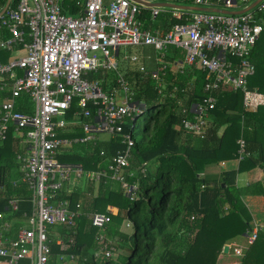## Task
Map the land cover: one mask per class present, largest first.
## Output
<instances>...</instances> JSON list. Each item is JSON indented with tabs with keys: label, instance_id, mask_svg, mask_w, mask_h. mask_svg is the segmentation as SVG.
Listing matches in <instances>:
<instances>
[{
	"label": "built area",
	"instance_id": "1",
	"mask_svg": "<svg viewBox=\"0 0 264 264\" xmlns=\"http://www.w3.org/2000/svg\"><path fill=\"white\" fill-rule=\"evenodd\" d=\"M6 1L0 0V11ZM248 1L217 0L231 11L247 7L251 3ZM193 5L202 8L172 9V16L183 17L184 21L161 33L145 28L139 16L149 10L150 18L155 19L162 7L136 0L9 1L0 14V24L8 30L9 37L0 39V47L21 45L25 54L8 62L0 61V94L9 92L0 102V140L7 139L10 133L22 145L17 158L21 162V180L32 192V209L23 213V222L14 233L12 220L1 223L0 264H17L21 259H27L29 264H75L76 256L67 251L73 244V236L64 238L65 235L56 232L52 238L50 232H55L52 228L59 225L66 229L73 227L80 205L70 207L68 200H57V193L66 186L70 191L78 180L98 182L108 173L128 191L134 188L125 179L126 173L131 174L128 169L134 140L131 134L123 132V126L141 111V106L132 98L129 82L118 71L116 58L120 47L151 46L156 50L155 60L161 67L150 74L155 80L166 68L164 56L170 47L184 51L183 60L177 62L180 71L195 67L207 73L208 79L203 84L207 96L192 102L188 110L183 109L191 115L180 122L188 134L204 137L209 111L219 90L241 92L245 110L254 111L263 104L260 92L248 89V79L255 71L249 56L264 28V18L259 16L264 12V1L239 14L212 11L210 0H193ZM124 59L138 60L135 55H124ZM100 70L116 74L112 90L104 89V78L91 77ZM105 81L110 83L113 79ZM120 92L123 99L117 101L116 94ZM23 94L30 99L31 111L16 108V100ZM74 102L78 107L75 117H91V121L82 123V136H61L58 131L75 122L66 119ZM99 133L120 136L126 144L123 151L111 156L106 169H87L80 163L59 159L74 143L95 144ZM237 143L240 160L246 155L245 141L240 137ZM100 155H104L103 150ZM8 204L10 212L18 209V199H10ZM114 210L107 206L106 212H93L89 216L91 224L103 227ZM2 217L4 214L0 213ZM257 231L255 225L247 234L248 244L255 240ZM95 239L110 257L113 247H107L103 234L97 233ZM52 240L60 246L54 257ZM244 249L235 246L233 253L241 257Z\"/></svg>",
	"mask_w": 264,
	"mask_h": 264
},
{
	"label": "trees",
	"instance_id": "2",
	"mask_svg": "<svg viewBox=\"0 0 264 264\" xmlns=\"http://www.w3.org/2000/svg\"><path fill=\"white\" fill-rule=\"evenodd\" d=\"M175 2L193 4V0ZM171 11L170 8L161 11L152 19L149 10H144L139 17L150 30L165 27L168 22L172 25L184 21L183 17H173ZM259 15L264 18V12ZM0 56L5 60L4 50L0 49ZM183 58L184 51L174 47L168 48L164 56L171 61ZM249 58L255 71L248 79V89L264 97V28ZM187 71L167 69L161 77L165 83L162 89L150 77L143 80L138 70L123 73L132 85L134 101L141 106V111L134 113L133 119L123 126V132L131 134L134 140L128 169L131 174H125L127 183L134 188L128 191L108 173L98 182L83 180L70 192L57 193V200H68L70 207L80 205L73 227L52 228L65 235L64 238L73 236V244L67 251L76 256L79 264H218L223 246L252 229L251 213L241 197L264 195V188L260 182L243 187H238L236 182L240 172L255 167L264 169V102L254 111L245 110L241 92L219 90L215 105L209 111L204 137L188 134L180 122L184 116L191 115L183 109L188 110L192 102L207 96L203 84L208 78L204 71ZM99 76V72L91 75L92 78ZM101 78H104V89L110 91L115 79L108 83L107 74ZM189 81L194 87L184 91ZM16 108L30 111L26 94L18 98ZM75 111L78 107L74 102L67 117ZM142 115L148 118L141 125ZM62 132L60 135L67 137L83 134L78 124L71 132ZM240 137L245 141L246 155L239 160L237 140ZM95 142L74 143L59 159L80 163L87 169H106L111 156L126 148L120 136L99 137ZM100 150L104 155H100ZM20 152L12 138L0 141V213L4 214L0 225L17 218L18 222L12 224L13 233L24 211L32 209L31 190L20 181L21 162L17 158ZM224 160H237V167L217 174L207 172L209 166ZM150 164L153 169L149 168ZM10 199H18V209L5 215L10 212ZM107 206L115 208L110 221L101 228L93 226L89 216L93 212H106ZM123 224L131 226V233L122 228ZM97 233L103 234L107 247H113L110 257L95 239ZM55 236L53 232L50 234L52 238ZM51 246L54 257L60 246L54 240ZM17 264H29V261L21 259ZM240 264H264V228L258 229L255 240L244 249Z\"/></svg>",
	"mask_w": 264,
	"mask_h": 264
},
{
	"label": "crops",
	"instance_id": "3",
	"mask_svg": "<svg viewBox=\"0 0 264 264\" xmlns=\"http://www.w3.org/2000/svg\"><path fill=\"white\" fill-rule=\"evenodd\" d=\"M256 0H249L248 2H251L250 5H252ZM261 1V0H260ZM264 1V0H262ZM210 2L212 3L211 7H209L210 9L211 8H219V9H224V10H228V9H225L223 8L218 2L217 0H210ZM185 5V4H183ZM248 5V6H250ZM256 5V4H255ZM191 6H194V5H191ZM247 6V7H248ZM198 7V6H196ZM246 8V7H245ZM244 7L240 8V10L242 9H245ZM170 9H175V8H170ZM176 10H193V9H176ZM197 10V9H195ZM235 11V10H233ZM237 11V10H236ZM260 17L263 18V16L259 15ZM171 27V24L168 22V24L165 26V27H158L154 30H158L160 31L161 33H164L166 31H168ZM9 37V33H8V30L2 26L0 24V39L1 40H6L7 38ZM1 50H4V57H5V60L1 59V56H0V61L2 62H8V61H11V60H14V59H17L21 56H23L25 54V49L21 46V45H13V46H10L9 48H2L0 47ZM156 51V50H155ZM157 52V51H156ZM20 53V54H18ZM156 58V57H155ZM166 60V59H165ZM177 62H180L178 60H175V61H171V60H166L165 64H166V68L164 69V72H160L159 74V79L156 80L157 84H158V87L160 89L164 88L165 87V83H163V81L161 80V77L165 74L166 70L167 69H170L172 71H176V72H179V73H184L186 72V70H188L187 72H190V73H193V70H200L198 68H195V67H186L184 68L182 71H180L178 69V64ZM153 64H155L156 68L159 66L161 67V65H159L156 60H154ZM140 66H143V65H140ZM139 66V68H140ZM144 67V66H143ZM158 67V68H159ZM138 68V71L141 72V75H142V79H146L147 77H150L152 79H156V78H153L150 74L151 72H154L156 71V69H151V70H146V68L142 71H140ZM202 71V70H201ZM21 74V71L18 70L17 71V75ZM116 75V74H115ZM124 76V75H123ZM125 77V76H124ZM101 78V77H100ZM110 78H113L112 76H110ZM195 77H192V79H194ZM109 79V78H108ZM115 79V76L114 78ZM126 79V77H125ZM127 80V79H126ZM128 81V80H127ZM129 82V81H128ZM115 83V82H114ZM130 88H131V84H129ZM193 82L189 81L188 84H187V88L184 89V91H189V90H192L193 89ZM112 90V88H111ZM131 91L133 92V90L131 89ZM4 94H8L9 95V92L8 90L4 91V93L0 94V102H2V100L8 96V95H4ZM263 97V94L260 93ZM133 95L134 93L132 94V98H133ZM28 96V95H27ZM116 98H117V101H121L123 99V95L122 93H118L116 94ZM264 98V97H263ZM18 100V99H17ZM17 100H16V105H17ZM28 101L30 103V99L28 97ZM32 110V105L30 103V111ZM21 111V110H20ZM76 112V111H75ZM75 112H73L71 114V116L67 117L66 116V119L67 121H70L72 119H74V123L72 124H69L67 126V128L62 132V131H58L59 135H60V132L64 133V132H71L72 130H74V127L75 125H80L81 128H82V123L83 122H90L91 121V117L89 118H84L83 121H81L80 119H77L75 117ZM209 120V119H208ZM83 130V128H82ZM83 134H84V130H83ZM82 134V135H83ZM12 138L13 141L15 142V144L20 148V150H22V145L19 143V140L17 138H15L12 134L9 133L8 137L7 138ZM67 137V136H65ZM77 137V136H76ZM6 140V139H5ZM0 141H4V140H0ZM84 143H87V142H84ZM71 147V146H70ZM59 157V156H58ZM237 167V163L235 161H230V160H224V161H221L219 162L218 165H211L208 167V171L209 173H214V174H217L219 171L221 170H228V169H233V168H236ZM241 174V175H239ZM21 179V178H20ZM22 181V180H20ZM83 181V180H81ZM253 182H260L264 188V169L263 168H260V167H255L253 169H250V170H247V171H243V172H240L238 173L237 175V186L238 187H243L244 185H247V184H250V183H253ZM24 183V182H23ZM77 184H75L74 186H76ZM67 188V186H66ZM66 188H64L65 191H68L70 192L74 187L71 186V190H67ZM32 193V192H31ZM32 196V195H31ZM243 202L245 203V205L247 206L248 210L250 211L251 213V216H252V221H251V224H252V227H254L255 225L257 226V228H264V195H261V194H256V195H249V194H246L244 196L241 197ZM30 202H31V198H30ZM32 206V204H31ZM25 212V211H24ZM27 212V211H26ZM13 214L12 212H8V213H5V215H11ZM9 220H12V224L13 222H18V219L13 217ZM23 222V215H22V218L20 219L19 223H22ZM16 232V231H15ZM244 236H246L247 238V234H243ZM235 239V238H234ZM234 239H232V242L234 241ZM226 244H230V241Z\"/></svg>",
	"mask_w": 264,
	"mask_h": 264
},
{
	"label": "rangeland",
	"instance_id": "4",
	"mask_svg": "<svg viewBox=\"0 0 264 264\" xmlns=\"http://www.w3.org/2000/svg\"><path fill=\"white\" fill-rule=\"evenodd\" d=\"M145 1H148V2H170L173 4H180V3H176L175 0H145ZM191 5H193V4H191ZM166 9H169V8L168 7H162V11H165ZM18 54H20V53H18ZM124 55H127L128 57H130L131 55H135V56H137L138 60L136 62H132L129 59L128 60L124 59ZM156 56H158V53L151 46L120 47L119 55L116 58L117 62H118V71L123 75V73H126L127 70H131V71L138 70L140 65H143L146 68V70H151V69L155 70L159 67L158 66L156 68L155 64H153ZM99 74H100L99 77H103L105 74H107L109 76L110 80L113 79V78H110V76H112V72H110V71L100 70ZM129 84H131V83L129 82ZM147 118H148V115H142L139 118V123L142 125L147 120ZM99 137L102 139H108L110 136L108 135V133H99ZM233 161L236 162L237 160H233ZM151 164H153V163H151ZM151 164L149 165V168L153 169V165H151ZM239 175H241V174H239ZM73 184L81 185L82 182H81V180H78V181L74 182ZM122 228L124 230H126L127 232L131 233V226H128L127 224H123ZM52 232L55 235H57V233L54 231H51L50 234H52ZM235 246H240L242 248H246L248 246V238H246V236H244L242 234V235L236 236L233 242H232V240H230L228 253H223V251H222L217 258V263L218 264H240L241 257H239L233 253V248ZM75 264H79L77 260H76Z\"/></svg>",
	"mask_w": 264,
	"mask_h": 264
},
{
	"label": "water",
	"instance_id": "5",
	"mask_svg": "<svg viewBox=\"0 0 264 264\" xmlns=\"http://www.w3.org/2000/svg\"><path fill=\"white\" fill-rule=\"evenodd\" d=\"M10 0H7L4 7L1 9L0 14H3L4 11L6 10L8 4H9ZM136 1H140L145 3L148 6H160V7H168V8H175V9H201L202 7H196V6H191V5H183V4H173L170 2H144L142 0H136ZM260 0H256L252 5L246 7L245 9L242 10H237V11H231V10H224V9H219V8H211L212 11L215 12H224V13H231V14H239L242 13L246 10H249L250 8H252L253 6H255V4H257ZM229 250V245L225 244L223 246V253H228Z\"/></svg>",
	"mask_w": 264,
	"mask_h": 264
}]
</instances>
